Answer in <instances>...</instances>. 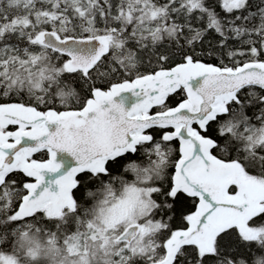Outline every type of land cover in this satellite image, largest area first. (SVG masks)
I'll list each match as a JSON object with an SVG mask.
<instances>
[{
	"label": "snow or ice",
	"instance_id": "1",
	"mask_svg": "<svg viewBox=\"0 0 264 264\" xmlns=\"http://www.w3.org/2000/svg\"><path fill=\"white\" fill-rule=\"evenodd\" d=\"M0 264H264V0H0Z\"/></svg>",
	"mask_w": 264,
	"mask_h": 264
}]
</instances>
